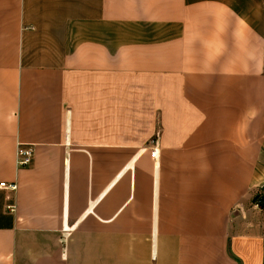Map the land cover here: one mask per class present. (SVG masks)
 <instances>
[{"label": "crops", "instance_id": "0c3cea01", "mask_svg": "<svg viewBox=\"0 0 264 264\" xmlns=\"http://www.w3.org/2000/svg\"><path fill=\"white\" fill-rule=\"evenodd\" d=\"M0 183V264H264V0H0Z\"/></svg>", "mask_w": 264, "mask_h": 264}, {"label": "built area", "instance_id": "2783aa9c", "mask_svg": "<svg viewBox=\"0 0 264 264\" xmlns=\"http://www.w3.org/2000/svg\"><path fill=\"white\" fill-rule=\"evenodd\" d=\"M156 155H157V151H154L152 153V157L156 158ZM32 157H33V152L31 150L19 148L17 152L18 166L20 168L28 167L31 163ZM5 189L14 191L17 189V186L7 185L6 183H0V190H5ZM256 206H258L262 211H264V194L258 196V198L256 199Z\"/></svg>", "mask_w": 264, "mask_h": 264}]
</instances>
